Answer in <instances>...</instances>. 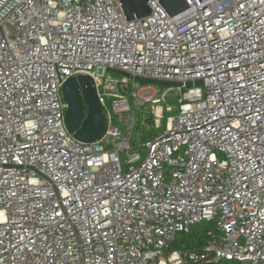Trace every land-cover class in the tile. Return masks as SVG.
<instances>
[{
	"label": "built area",
	"instance_id": "built-area-1",
	"mask_svg": "<svg viewBox=\"0 0 264 264\" xmlns=\"http://www.w3.org/2000/svg\"><path fill=\"white\" fill-rule=\"evenodd\" d=\"M187 2L127 20L119 0H0V264H264V2ZM79 74L94 142L64 121ZM138 77L174 84L142 97ZM202 221L204 247L173 249Z\"/></svg>",
	"mask_w": 264,
	"mask_h": 264
},
{
	"label": "water",
	"instance_id": "water-1",
	"mask_svg": "<svg viewBox=\"0 0 264 264\" xmlns=\"http://www.w3.org/2000/svg\"><path fill=\"white\" fill-rule=\"evenodd\" d=\"M149 1L119 0L127 20L150 15L152 9ZM158 2L170 16H175L189 7L187 0H158ZM0 31L4 37L1 25ZM61 91L67 103L64 118L67 129L80 141L94 142L101 139L107 131L108 121L103 113L93 78L84 74L70 77L64 82Z\"/></svg>",
	"mask_w": 264,
	"mask_h": 264
},
{
	"label": "trees",
	"instance_id": "trees-1",
	"mask_svg": "<svg viewBox=\"0 0 264 264\" xmlns=\"http://www.w3.org/2000/svg\"><path fill=\"white\" fill-rule=\"evenodd\" d=\"M215 222L202 221L194 225L188 233H181L173 245V249L182 251L198 250L210 239V232H215Z\"/></svg>",
	"mask_w": 264,
	"mask_h": 264
},
{
	"label": "rangeland",
	"instance_id": "rangeland-1",
	"mask_svg": "<svg viewBox=\"0 0 264 264\" xmlns=\"http://www.w3.org/2000/svg\"><path fill=\"white\" fill-rule=\"evenodd\" d=\"M113 76L117 79H121L123 77L122 74H113ZM138 80L141 82H144L145 86H147V85L152 86V88L141 90V96L142 97L151 96L152 91H153L152 89L154 87H156L157 85L170 86V85L174 84V82H170V81H163V80H158V79H149V78H144V77H138ZM179 97H180V92L177 89H173V90L169 91L167 94L166 105H169L172 107L173 113L176 112ZM163 123H164V121H163Z\"/></svg>",
	"mask_w": 264,
	"mask_h": 264
},
{
	"label": "snow or ice",
	"instance_id": "snow-or-ice-1",
	"mask_svg": "<svg viewBox=\"0 0 264 264\" xmlns=\"http://www.w3.org/2000/svg\"><path fill=\"white\" fill-rule=\"evenodd\" d=\"M262 2H264V0H262ZM240 7H241V8H243V7H244V5H243V4H241V5H240ZM240 79H243V77H240ZM237 126H238V125H237Z\"/></svg>",
	"mask_w": 264,
	"mask_h": 264
}]
</instances>
